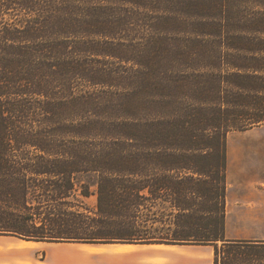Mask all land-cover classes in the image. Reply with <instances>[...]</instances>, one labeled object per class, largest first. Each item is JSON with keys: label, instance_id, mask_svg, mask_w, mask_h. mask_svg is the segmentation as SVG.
<instances>
[{"label": "trees", "instance_id": "1", "mask_svg": "<svg viewBox=\"0 0 264 264\" xmlns=\"http://www.w3.org/2000/svg\"><path fill=\"white\" fill-rule=\"evenodd\" d=\"M232 4L0 0V235L248 264L225 256L227 148L264 124V40L233 57Z\"/></svg>", "mask_w": 264, "mask_h": 264}, {"label": "crops", "instance_id": "2", "mask_svg": "<svg viewBox=\"0 0 264 264\" xmlns=\"http://www.w3.org/2000/svg\"><path fill=\"white\" fill-rule=\"evenodd\" d=\"M227 156L226 239L264 241L260 230L247 227L264 222V124L231 133ZM0 264H215V247L41 242L0 235Z\"/></svg>", "mask_w": 264, "mask_h": 264}, {"label": "rangeland", "instance_id": "3", "mask_svg": "<svg viewBox=\"0 0 264 264\" xmlns=\"http://www.w3.org/2000/svg\"><path fill=\"white\" fill-rule=\"evenodd\" d=\"M232 11H235L236 15L232 18V22L234 23L231 25L232 27L229 28V35L231 38L230 42L234 43L237 48H232L229 52L240 63H244L243 58L246 57V50L244 47L247 46V40H264V31L263 33L256 31L258 28L260 29L264 26L263 24L260 27L258 26V22L260 18H262V13L264 12V0H233ZM261 58H264V53L261 55ZM262 75L264 76V70L262 71ZM84 181L88 182L89 180L85 177H79V183ZM85 202L89 206H95L96 196L93 195L85 199ZM247 227L253 230H260L264 234V222L249 225ZM263 242L264 241L231 239L227 247L224 248L227 252L225 256L233 261L236 260L248 264H264ZM91 250L96 249L92 248ZM78 253L81 254V251L75 249V254Z\"/></svg>", "mask_w": 264, "mask_h": 264}]
</instances>
